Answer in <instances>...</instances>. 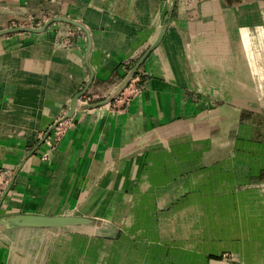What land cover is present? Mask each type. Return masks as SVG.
I'll return each mask as SVG.
<instances>
[{"label":"crops","instance_id":"0c3cea01","mask_svg":"<svg viewBox=\"0 0 264 264\" xmlns=\"http://www.w3.org/2000/svg\"><path fill=\"white\" fill-rule=\"evenodd\" d=\"M74 2L95 29L93 83L111 91L128 62L141 65L147 77L125 111L101 108L85 119L52 153L51 165L40 158L44 147L23 165L18 194L0 207V264L29 263L27 253L44 256L46 233L52 239L49 264H134L135 239L150 236L180 239L176 257V243L158 242L165 251L158 264H237L202 257L205 232L211 228L208 238L213 237L220 222L210 224L212 207L188 210L182 199L171 198L183 182L162 185L170 191L164 196L141 198L134 191L152 190L151 185L130 184L125 175L171 173L170 158L197 156L222 127L230 133L237 126L245 129L246 121H264V0L258 6L252 0H191L189 17L169 22L168 0H103L104 13ZM20 41L24 45L18 46ZM76 58L70 51H53L51 41L41 37L32 44L28 37H15L0 54V162L11 164L10 156L21 154L8 139L12 130H25L22 139L33 145L60 110L57 103L75 92L70 67ZM59 216L74 219L30 231L33 219ZM92 219L98 220L95 233ZM93 235L116 248L104 246L94 259ZM215 242L210 243L217 249L221 245ZM189 248L194 250L180 258ZM231 250L236 253L227 244ZM250 251L252 246L242 249L245 261L238 264L248 262ZM198 253L201 258H194ZM155 259L143 264H157Z\"/></svg>","mask_w":264,"mask_h":264},{"label":"rangeland","instance_id":"374dc122","mask_svg":"<svg viewBox=\"0 0 264 264\" xmlns=\"http://www.w3.org/2000/svg\"><path fill=\"white\" fill-rule=\"evenodd\" d=\"M78 1L85 9L91 8L97 13L105 12L103 0ZM251 5L258 6L259 0H252ZM168 6L169 22L175 17H189L191 0H168ZM19 36L28 37L31 44L36 38L41 37L51 41L55 52L75 53L77 58L71 64L70 72L77 87L72 95L57 103L60 110L49 120L46 127L39 130L38 138L33 145H28L22 139L26 135L25 130H12L9 133L8 139L12 147L21 154L10 156L11 164L0 162V207L8 206L16 197V193L18 194L17 191L21 187L19 185L21 168L32 156L37 155L44 147L40 158L43 163L51 165L52 153L75 135L85 119L92 118L96 115L95 111L101 108L114 113L125 111L142 90L147 77L141 65L138 67L137 62H128L125 65L126 75L120 77L116 88L108 92L105 84L100 81L93 83L95 74L89 60L94 49L95 29L86 23L83 15L77 11L74 0H0V54L6 51V47L13 43L15 37ZM22 45L24 43L20 41L18 46ZM246 123L248 126L245 129L237 126L236 131L230 133L226 127H222L219 132L212 134L214 140L210 145L204 144L203 151H195L197 156L193 158L179 159L173 156L168 162L171 173L165 169L156 175H125V181L130 184L141 182L143 185H151L152 190H133L140 194L141 198L164 196L170 191L161 189L162 185L173 186L183 182L181 185L184 188L176 190L171 198L182 199L183 203L188 204L185 207L188 210H194L198 205L214 209L215 215L207 218L210 224L213 219L218 220L220 226L211 238H208L211 228L209 232H205L202 255L204 259L236 260L238 264V260L245 261L242 258L243 254H240L242 249L252 246L246 264H264V245L261 246V243L264 244V121ZM114 179L115 177L111 178V181ZM28 180L35 181L32 176ZM89 203L94 205L96 202ZM172 208L174 205L164 212ZM245 215L250 223L243 221ZM95 220L89 222L92 224V233L98 231L97 226H94ZM29 224L32 225L30 231H33L35 224L32 222ZM248 224L252 225V230L247 227ZM46 234L47 238L43 241L44 256L23 253L32 261L29 263L20 261V264H49L46 252L52 239L51 234ZM212 239L216 241L218 247L221 246L214 249L210 243ZM105 240L107 239L93 235L91 245L94 259L98 256L100 248L107 245L116 248L115 243ZM164 241L176 243L172 255L178 256L179 238L139 237L135 239L137 247L133 248L137 257L134 264L148 263L150 259L153 262L154 257L157 264L163 261L161 257L165 251L159 246L162 247ZM227 244L230 247L234 246L236 253L233 250L227 252ZM191 250L194 249L189 248L188 252L181 251L179 257L182 259L187 257ZM166 252H170V249L168 248ZM193 257L200 259L201 255L198 253Z\"/></svg>","mask_w":264,"mask_h":264},{"label":"water","instance_id":"95a60500","mask_svg":"<svg viewBox=\"0 0 264 264\" xmlns=\"http://www.w3.org/2000/svg\"><path fill=\"white\" fill-rule=\"evenodd\" d=\"M70 219H74L73 217H37L33 219L32 223L38 226L43 227H54V226H63L67 223H71Z\"/></svg>","mask_w":264,"mask_h":264}]
</instances>
